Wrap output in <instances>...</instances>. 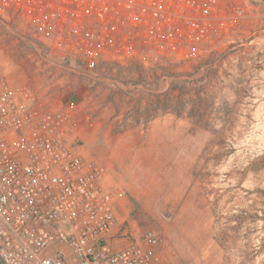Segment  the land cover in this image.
Here are the masks:
<instances>
[{
    "label": "rangeland",
    "instance_id": "rangeland-1",
    "mask_svg": "<svg viewBox=\"0 0 264 264\" xmlns=\"http://www.w3.org/2000/svg\"><path fill=\"white\" fill-rule=\"evenodd\" d=\"M222 2L231 30L186 61L143 48L95 71L0 17L9 84L66 110L75 150L124 190L121 248L156 228L172 264H264V0Z\"/></svg>",
    "mask_w": 264,
    "mask_h": 264
},
{
    "label": "built area",
    "instance_id": "built-area-1",
    "mask_svg": "<svg viewBox=\"0 0 264 264\" xmlns=\"http://www.w3.org/2000/svg\"><path fill=\"white\" fill-rule=\"evenodd\" d=\"M222 0H0V17L21 21L39 42L95 71L153 48L187 60L232 28ZM1 60V57H0ZM0 65V260L3 264H172L149 228L127 247L119 186L77 152L72 118L13 88Z\"/></svg>",
    "mask_w": 264,
    "mask_h": 264
},
{
    "label": "trees",
    "instance_id": "trees-1",
    "mask_svg": "<svg viewBox=\"0 0 264 264\" xmlns=\"http://www.w3.org/2000/svg\"><path fill=\"white\" fill-rule=\"evenodd\" d=\"M66 58H69V57H66ZM72 59H74V58H72ZM71 60V59H70Z\"/></svg>",
    "mask_w": 264,
    "mask_h": 264
},
{
    "label": "crops",
    "instance_id": "crops-1",
    "mask_svg": "<svg viewBox=\"0 0 264 264\" xmlns=\"http://www.w3.org/2000/svg\"><path fill=\"white\" fill-rule=\"evenodd\" d=\"M127 247V246H126Z\"/></svg>",
    "mask_w": 264,
    "mask_h": 264
}]
</instances>
